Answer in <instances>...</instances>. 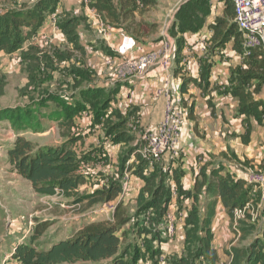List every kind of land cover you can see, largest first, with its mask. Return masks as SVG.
<instances>
[{"label":"crops","instance_id":"crops-1","mask_svg":"<svg viewBox=\"0 0 264 264\" xmlns=\"http://www.w3.org/2000/svg\"><path fill=\"white\" fill-rule=\"evenodd\" d=\"M225 2L0 0V105L11 99L14 105L2 109L27 106L32 116L19 133L23 137L38 135L45 137V146H68L77 159L76 174L82 178L80 196L107 187L110 180L119 181L121 191L112 203L121 202L127 209L128 204L136 203L143 187V181L133 174L139 163L144 165V174L158 168L170 173L180 170L184 192H193L201 169L206 176L212 170H222L223 174L248 183L249 175L264 167V119L258 125L252 117L239 112L240 101L232 95L236 86L233 79L239 70L248 73L251 78L245 93L254 102H264V83L254 92L259 86L261 69L257 64L261 59L256 55L251 58L256 52H245L242 44L240 51L235 50L234 36L228 31L233 17ZM7 23L11 25L2 35ZM64 28L72 32L70 37L75 44ZM166 44L174 49L168 75L173 97L184 117L179 151L162 162L140 157L137 161L139 146L145 145L147 135L157 130L164 116L166 99L156 93L164 83L165 72L155 65L143 79L136 80L129 73L127 62L158 54ZM128 45L132 47L123 53ZM189 108L192 118L188 116ZM118 117L125 122L129 143H115L114 134H106V128ZM13 127V132L1 136L9 146L18 135L16 125ZM247 127L251 129L250 139L244 144L241 136ZM30 139L28 136L29 142ZM126 147L131 150L129 155L124 152ZM170 190L167 211L177 223L175 236L167 237L159 225L161 243L154 241L153 245L160 258L154 262L140 260L137 264H168L171 257L183 254V227L192 201L179 200L172 182ZM44 197L64 199L54 206L60 207L66 217L75 213L71 221H78L77 228L95 222L84 218L88 210L82 211L85 201L73 204L72 198ZM206 204L204 198H199L197 206L201 212ZM68 211L72 213L67 215ZM112 217L113 213L110 221ZM235 224L239 232L236 237L230 233ZM11 226V221L5 222L6 234ZM77 228L70 229L67 235ZM210 229L211 249L217 256L212 264H231L233 248H246L254 238H262L264 219H256L249 206L241 213L234 211L230 217L219 204ZM20 239L10 242L8 264H18L13 252L16 246L27 243ZM237 242H245L244 247ZM3 249L4 245L0 264Z\"/></svg>","mask_w":264,"mask_h":264},{"label":"trees","instance_id":"trees-1","mask_svg":"<svg viewBox=\"0 0 264 264\" xmlns=\"http://www.w3.org/2000/svg\"><path fill=\"white\" fill-rule=\"evenodd\" d=\"M225 4L230 17H233L232 1L226 0ZM9 25L11 24L7 23L2 35L6 34ZM63 31L67 36H72V32L66 28ZM228 31L234 36L235 50L240 51L242 37L235 24H230ZM70 39L75 44V40L71 37ZM253 52L256 53L251 58L256 55L261 59L257 64L261 73L258 78L259 86L254 90L256 92L264 83V52L261 50H253ZM250 78L248 73L237 71L233 79L236 86L232 95L240 101L239 112L252 117L258 125H262L264 102H254L245 93V87ZM20 110H0V119L8 120L12 125H16L15 129L18 133L12 148L7 153V163L17 175L31 184L36 194L72 198L73 204H82L85 201L84 209L101 206L118 197L121 191L119 181L111 182L106 188L90 195L80 196L78 187L82 178L76 174L75 154L68 149L67 145L35 147L19 134L31 119L27 109ZM188 116L193 117L192 108H189ZM95 117L98 119V111ZM250 133L251 129L247 127L241 136L244 144L249 142ZM106 134H114L113 142L115 143H129L131 139L125 131V122L120 117L116 123L106 128ZM130 153L131 150L128 151V155ZM135 155L137 161H140L139 155ZM121 162H124V159ZM143 169L144 165L139 163L133 171V174L143 181V187L136 198L137 212H149L157 222L164 221L171 203V182L175 185L179 200L192 201L183 227L185 243L182 257H175L176 259L174 258L170 264H200L196 262L200 259L214 263L217 256L211 249L213 236L210 227L216 217L217 206L220 204L231 217L235 210H242L249 203L253 185L230 174H223L222 170H212L206 176L201 169L195 180L193 192H184L180 185L182 177L180 170H173L170 173L168 170L158 168L144 174ZM199 198H204L207 203L204 212H201L197 206ZM128 220L126 209L121 202H118L113 211L112 222L109 220L82 224L79 228L73 229L66 239L51 238L46 248H40L36 242L51 224L47 221L41 222L35 226L27 244L16 246L12 257L18 264H137L140 260L160 258V252L153 245L154 241L161 243L159 235L156 234L152 237L153 251L149 252L144 248L134 249L130 260L126 259L129 248L122 247L118 232ZM231 254V264H264V233L262 238H254L246 248H233Z\"/></svg>","mask_w":264,"mask_h":264},{"label":"rangeland","instance_id":"rangeland-1","mask_svg":"<svg viewBox=\"0 0 264 264\" xmlns=\"http://www.w3.org/2000/svg\"><path fill=\"white\" fill-rule=\"evenodd\" d=\"M168 20L169 18L166 16V21ZM5 101H7V99H5ZM10 102L11 99H9V103L7 102L5 104L0 105V110H14V109L20 110V108L26 109L25 107H27V106H15L12 107V109L11 108L2 109L4 106L14 105ZM20 111L21 113H24V111L22 110ZM13 128L14 127L11 122H9L8 120L0 119V219H1L0 220V251H1V247L4 245V249H3L4 257L2 259L3 264H8L10 259V256H8L7 254L8 253L7 249L10 246V242H15L16 239L21 238L20 239L21 241L25 239L27 240L28 243L30 236L33 234L35 226L41 222L47 221L50 222L51 225L46 230L44 235L36 242V244L40 248L41 247L46 248L48 244H50L52 240L51 238L56 237L60 239H66L69 236L67 235V232H69L70 229L77 228L79 226L78 221H76V223L74 221H71L74 218L75 213L68 215L69 213H72L71 211H68L67 212L68 216L66 217L65 214L61 212L60 207L56 206L57 207L56 208L54 206L63 203L64 199L44 197L36 193H35L36 195H34V191L30 183L13 172L14 170L7 163V153L9 149L12 148L11 146L13 143L11 144V146H9V144L3 143L1 137L2 135L9 134L13 130ZM28 136L32 138L30 139L31 140L30 142L35 147H45L46 145L45 137H38V135L32 136L30 134L27 135V137L25 136L24 138L28 140ZM56 146H60V145H56ZM142 146L143 145L139 146V148H142ZM126 151H128V148L125 149L124 152L126 153ZM96 152H98V150H96ZM261 169H259L258 171H260ZM111 182L114 181L110 180L109 184ZM252 190L254 194L253 196L250 197L251 199L247 204V206H249L250 211H253L256 219L259 218L264 219V214L261 211V203H260L258 191L256 190L254 185L252 186ZM50 207H52V209H47ZM99 209L100 206L99 207L95 206L89 208L88 210L85 209L84 211L86 210L87 211L84 213L85 214L84 218L94 219L95 222L111 220L112 212L108 213L106 211H101V210L98 211ZM126 212H127V218L129 220L127 224L120 229V231L118 232V236L122 240V247L129 248L126 259L130 260V256L132 255L134 249L142 250V248H144V250L148 249L149 252L153 251L152 237L156 236V234L158 233V229H157L158 225L164 228L165 221H161L159 223L156 221V219H153L151 213L137 212L136 203H134L132 206L128 204V208L126 209ZM244 216H247V214L244 213ZM2 220L4 222H1ZM8 220L11 221L12 226L9 228L10 230L8 234H6L5 222ZM26 223L29 227L31 226L32 228L31 233L28 235H26L27 233ZM18 229H20V231L22 232H19ZM175 233H176V229L173 236H175ZM230 233L235 234V237L238 236L239 235L238 225L235 224L233 230L230 229ZM236 245H241L243 248L245 242H237ZM174 258L175 257H171L170 260L168 261V264H170V262H172ZM0 259H1V255H0ZM196 262L200 264H212V262L202 259L197 260Z\"/></svg>","mask_w":264,"mask_h":264},{"label":"built area","instance_id":"built-area-1","mask_svg":"<svg viewBox=\"0 0 264 264\" xmlns=\"http://www.w3.org/2000/svg\"><path fill=\"white\" fill-rule=\"evenodd\" d=\"M85 2L87 0H84ZM233 6V23L242 37L245 52L261 50L264 52V0H231ZM132 46L128 45L123 53ZM174 60V49L166 44L158 54H148L137 60L127 62L129 73L136 80L146 76L147 71L159 65L165 72L164 83L157 90V97L166 99L164 116L157 130L149 133L145 145L137 151V155L149 162H162L166 156H175L179 151L180 130L183 123V111L173 97L172 82L168 75ZM248 183L255 186L258 191L261 211L264 214V167L249 175ZM115 205L111 202L102 205L101 211L112 212ZM247 205L243 208L246 209ZM242 209V210H243ZM242 210H235L241 213ZM164 231L167 237H172L176 229V220L170 213L165 214ZM28 226L26 235L31 233Z\"/></svg>","mask_w":264,"mask_h":264}]
</instances>
